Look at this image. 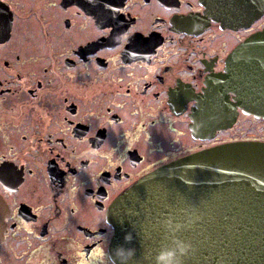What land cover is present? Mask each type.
Masks as SVG:
<instances>
[{
  "label": "flooded vegetation",
  "instance_id": "flooded-vegetation-1",
  "mask_svg": "<svg viewBox=\"0 0 264 264\" xmlns=\"http://www.w3.org/2000/svg\"><path fill=\"white\" fill-rule=\"evenodd\" d=\"M40 1L52 20L37 15L32 43L46 51L29 57L16 26L36 11L0 0V264H109L124 190L193 152L264 142L233 93L229 126H211L224 113L207 100L264 28V0Z\"/></svg>",
  "mask_w": 264,
  "mask_h": 264
},
{
  "label": "water",
  "instance_id": "water-1",
  "mask_svg": "<svg viewBox=\"0 0 264 264\" xmlns=\"http://www.w3.org/2000/svg\"><path fill=\"white\" fill-rule=\"evenodd\" d=\"M221 80L224 92L207 94L208 113H224L212 127L229 126L236 116L227 91L242 111L264 118V28L226 57ZM183 209L201 215L181 233L194 245L185 264H264V142L209 147L137 180L111 206V249L131 232L133 264H149L164 238L161 220ZM2 217L0 202V232Z\"/></svg>",
  "mask_w": 264,
  "mask_h": 264
},
{
  "label": "clouds",
  "instance_id": "clouds-1",
  "mask_svg": "<svg viewBox=\"0 0 264 264\" xmlns=\"http://www.w3.org/2000/svg\"><path fill=\"white\" fill-rule=\"evenodd\" d=\"M200 219L201 215L188 209H183L181 216H165L161 220L164 238L159 248L147 258L149 264H185V259L192 253L194 245L190 240L183 238L181 233L194 226ZM132 240V233H125V243L113 248L109 264H133L137 249L131 246Z\"/></svg>",
  "mask_w": 264,
  "mask_h": 264
},
{
  "label": "rangeland",
  "instance_id": "rangeland-1",
  "mask_svg": "<svg viewBox=\"0 0 264 264\" xmlns=\"http://www.w3.org/2000/svg\"><path fill=\"white\" fill-rule=\"evenodd\" d=\"M47 2L52 1V0H46ZM28 6H33V8L31 10L36 11L33 12L32 14H28L26 15V20L21 19L19 21V24H21L20 26L18 25V21H17V26H16V32H17V37L19 38V40L16 42V51L22 55H28L29 53V57H31V54H34L35 52L33 50H36V53H45L46 51V45L43 41H41L39 43V45H36L35 43H32L33 40H35L39 35H37V27H39V20H38V16L42 17V20H46V18L51 21L52 20V14L51 11L48 9V5L47 3H41V1L39 0L36 4L33 3V1L31 0H26V3L24 4ZM23 5V4H20ZM40 12V13H39ZM23 16V14H21L20 18ZM50 16V19L48 18ZM50 23V22H49ZM22 26V27H21ZM23 31L26 32V35H24ZM40 37V36H39ZM43 40V39H42ZM37 64H33L29 67V69H34L35 67H39L40 65H49V63H47V60H42V61H37ZM91 85L87 86L90 87ZM87 87H83L81 88L82 90L86 89ZM97 89L96 86L94 85L93 90ZM147 112V110H145ZM159 125V124H157ZM226 135V134H223Z\"/></svg>",
  "mask_w": 264,
  "mask_h": 264
},
{
  "label": "snow or ice",
  "instance_id": "snow-or-ice-1",
  "mask_svg": "<svg viewBox=\"0 0 264 264\" xmlns=\"http://www.w3.org/2000/svg\"><path fill=\"white\" fill-rule=\"evenodd\" d=\"M3 170V166L2 165H0V171H2Z\"/></svg>",
  "mask_w": 264,
  "mask_h": 264
},
{
  "label": "bare ground",
  "instance_id": "bare-ground-1",
  "mask_svg": "<svg viewBox=\"0 0 264 264\" xmlns=\"http://www.w3.org/2000/svg\"><path fill=\"white\" fill-rule=\"evenodd\" d=\"M220 111H222V110H220Z\"/></svg>",
  "mask_w": 264,
  "mask_h": 264
}]
</instances>
